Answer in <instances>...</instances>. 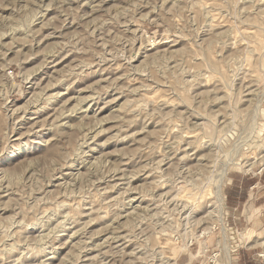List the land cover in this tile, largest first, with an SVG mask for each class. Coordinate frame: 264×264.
I'll list each match as a JSON object with an SVG mask.
<instances>
[{
	"label": "rangeland",
	"instance_id": "1",
	"mask_svg": "<svg viewBox=\"0 0 264 264\" xmlns=\"http://www.w3.org/2000/svg\"><path fill=\"white\" fill-rule=\"evenodd\" d=\"M262 204L264 0H0V264H223Z\"/></svg>",
	"mask_w": 264,
	"mask_h": 264
},
{
	"label": "bare ground",
	"instance_id": "2",
	"mask_svg": "<svg viewBox=\"0 0 264 264\" xmlns=\"http://www.w3.org/2000/svg\"><path fill=\"white\" fill-rule=\"evenodd\" d=\"M34 17V16H33ZM31 21V20H30ZM33 23V22H32ZM222 34V33H221ZM229 41V40H228ZM73 112V111H72ZM193 124V123H192ZM230 125V124H229ZM223 127V126H222ZM193 129V128H192ZM227 131V130H226ZM93 164V163H92ZM90 167V166H89ZM225 169V168H224ZM226 174V173H225ZM110 176V175H109ZM220 178V177H218ZM223 179H227L224 177L223 174ZM224 180V181H225ZM224 183V182H223ZM222 184H216L214 191L212 193V198H213V203L210 205L212 209L208 211V215L212 216L213 218L216 217L217 223L221 226V232H222V237L223 241L227 242L228 236L227 232L228 229L226 228L225 222H224V216H225V209H226V204H225V195L222 192ZM46 194V193H45ZM56 209V208H55ZM258 207L257 209L255 208L254 212H258ZM58 210V209H57ZM211 217V218H212ZM55 220V219H54ZM63 220V219H62ZM63 222V221H61ZM61 226V225H59ZM213 226V224H212ZM215 226V225H214ZM207 231H203L201 235H205L206 237L208 236L209 232L212 231L211 227L205 228ZM52 231V230H51ZM74 235V234H73ZM89 240V239H88ZM231 241V240H230ZM229 241V242H230ZM80 242V241H79ZM206 241H202L200 246L203 249V244H206ZM231 243V242H230ZM32 245V244H31ZM249 246V247H254L256 245L258 246H263V252L260 253L261 255L264 256V241H259V239L256 240H249L248 236H246L245 232L242 233H237L236 239L234 240V245L231 246H226V251H225V257H224V263L223 264H231L232 261V256L234 255V249L235 248H240V246ZM96 246V245H95ZM41 248V247H40ZM225 248V247H224ZM4 249V248H3ZM55 249V248H54ZM95 249V248H94ZM27 250V249H26ZM202 252V251H201ZM216 257V255L214 256ZM164 259H161V264H176L175 259L170 258V257H163Z\"/></svg>",
	"mask_w": 264,
	"mask_h": 264
},
{
	"label": "crops",
	"instance_id": "3",
	"mask_svg": "<svg viewBox=\"0 0 264 264\" xmlns=\"http://www.w3.org/2000/svg\"><path fill=\"white\" fill-rule=\"evenodd\" d=\"M230 179H231V178H229V180H230ZM238 202H239V201H237V203H238ZM235 206L238 207L237 204H235ZM236 207H231L230 209L233 210V209H235ZM258 208H259V209H258V212H257V213H259V215H261L262 217H264V215L262 214V211L264 210V204L259 205ZM256 209H257V208H256ZM244 210H245V209H244ZM255 214H256V213H255ZM236 252H237V250L234 252V255H233L234 257H235V255L237 254ZM234 259H235V258H234ZM177 260H178V259H177ZM191 260H192V259L189 258V261L186 262L185 264H190ZM176 264H177V263H176Z\"/></svg>",
	"mask_w": 264,
	"mask_h": 264
},
{
	"label": "built area",
	"instance_id": "4",
	"mask_svg": "<svg viewBox=\"0 0 264 264\" xmlns=\"http://www.w3.org/2000/svg\"><path fill=\"white\" fill-rule=\"evenodd\" d=\"M257 257H258V259H260L261 261H264V256L261 255L260 253L257 254Z\"/></svg>",
	"mask_w": 264,
	"mask_h": 264
}]
</instances>
